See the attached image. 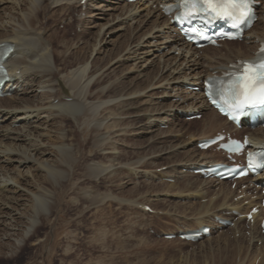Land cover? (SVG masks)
I'll return each mask as SVG.
<instances>
[{
    "label": "bare ground",
    "instance_id": "obj_1",
    "mask_svg": "<svg viewBox=\"0 0 264 264\" xmlns=\"http://www.w3.org/2000/svg\"><path fill=\"white\" fill-rule=\"evenodd\" d=\"M171 2L173 0H136L134 3L123 0H0V44L13 47L5 63L11 77L6 88L14 87L8 97L0 98V102L4 101L0 103V257L4 252L13 256L35 234L38 221L44 220L43 225H49L57 201L54 193L42 183L56 186L69 177L72 165L79 161L73 149H79L82 141L76 140L74 131L77 133L85 128L92 135L91 142L97 153L111 156L101 162L88 161L85 175L89 180L100 175H106L108 179L118 177L117 174L121 169H127V165L136 176L149 172L144 165L147 160L157 157L152 152L149 157L142 156L128 163L119 160L115 144L124 135L131 132L152 135L148 138L149 144L156 139L170 141L172 145L158 156L181 155L184 160L169 164L160 177L174 181L167 186L168 190L170 187L179 188V185L182 188H174L173 192L169 190L165 196L179 200L199 199L194 207L191 206L188 215L194 227L176 230L175 234L208 226L209 236L201 237L200 243L217 237L209 247L212 253L229 248L232 264H236L237 257L238 264H264L260 215L252 224L241 217L259 202L260 195L254 191L260 182L243 179L236 182V189H231V183L226 185L225 181L199 178L193 174V170L200 166L223 161L217 151L194 148L196 142L221 130L241 133V136L247 134L252 143H264V128L250 130L242 127L238 131L210 109L203 98L201 84L205 77L226 71L229 64L255 56L259 44L264 42V3L257 10L258 20L241 44L225 42L220 48L208 46L195 50L177 34L170 21L172 16L163 10ZM152 5L156 8L152 9ZM72 10L77 13L76 20L87 39L80 34L74 41L67 40L68 45L66 41L53 43L55 35L49 34L50 26L45 24V19L60 18L61 21ZM112 36L117 37V41L123 39L120 40L123 45L109 58L105 46L115 42V39H109ZM104 51L107 57L104 65L102 60L101 66L97 63V57L90 60L93 54L97 56ZM175 52L180 55L175 56ZM85 54L87 56L83 57ZM69 59H72L71 65L66 66ZM122 63L128 64L129 69L122 70L118 78L105 80L107 70H114ZM154 65L159 69L150 77L147 73ZM129 73H133V77L127 76ZM129 79L130 83L126 84ZM194 86H198L199 91H191ZM196 114H202V128L186 133L189 134L188 140L180 141L184 133L180 119L192 122L193 119L189 118ZM127 117L133 119L134 124L130 126L122 121ZM66 122L72 126L67 127ZM166 124L169 129L161 130L160 127ZM148 143L142 145L146 147ZM31 169L38 171L39 175H33ZM23 170H26V176ZM244 184L246 186L240 189ZM104 195L84 192L81 196L90 203V208L98 209L106 200ZM117 200L123 204L128 202ZM216 218L230 221L233 227L226 229L228 233L224 234V226ZM215 233L218 234L212 236ZM168 234L172 232H163L162 235ZM99 236L97 238L101 241L102 233Z\"/></svg>",
    "mask_w": 264,
    "mask_h": 264
},
{
    "label": "rangeland",
    "instance_id": "obj_2",
    "mask_svg": "<svg viewBox=\"0 0 264 264\" xmlns=\"http://www.w3.org/2000/svg\"><path fill=\"white\" fill-rule=\"evenodd\" d=\"M151 8L155 9L156 6L152 5ZM76 14L77 13H75V11L72 10L68 14V16L65 15V18L61 21L60 18L45 19V24L50 26V27L48 26L50 29L49 34L54 33L55 35V39L53 40V43H57L58 41H66L65 44L67 43L66 45H68V41L70 40L74 41L77 38V36H79L80 34H82L81 36L82 38L87 39V35L85 34L83 35L82 33L83 29L81 27V24L78 25V21L76 20ZM94 31L95 30L93 29L92 32L94 33ZM120 33L117 34L120 35ZM60 38L62 40H59ZM109 39L111 41L115 39L114 40L115 44L112 43L105 46V50H107L108 52L107 55L110 54L108 57L111 58V54H113V51H116L117 49L120 50V48H118L119 46L122 48L123 41L120 40L123 39H118L117 41V37H113V36ZM90 41L91 40H89V42ZM241 43L242 42H239V44ZM87 48H89V45H87ZM173 54L175 56L180 55L178 52H175ZM86 56H87L86 54L83 55V57ZM105 56H106V51L101 52L97 56L93 54L90 60L91 59L93 60V57L99 58L97 60V63L100 64L101 66L102 62L104 65V63L107 61L106 60L107 57ZM69 60L70 62L66 64V66L71 65L72 59ZM127 65L128 64L126 63H122L118 68H115L114 70L112 68L107 70V75H106L107 78L105 77V80L107 79L112 80L114 78L120 77L122 70L124 71L125 69H129V66ZM157 68L159 69L157 65L156 66L154 65L151 68L154 70L150 69L147 73L148 76L151 77L153 73L156 74L158 72L156 71L158 70ZM127 76L133 77V73H129ZM127 83H130V79L129 81L126 82V84ZM2 102L4 103V101ZM2 102L0 103L3 104ZM122 121L123 122L125 121L126 124H129L130 126L134 124L132 123L133 119L128 117L127 119L124 118ZM122 121L120 124H123ZM180 124H181V128L184 129V133L180 141L188 140L189 134L186 133L190 131L192 132L200 131V129L202 128L201 118L195 119L192 122L186 121L184 119H180ZM65 125L67 127L72 126L70 122H66ZM166 125L161 126L160 127L161 130L163 131L168 130L169 125L168 124ZM83 129L85 128H82L81 131L77 133L74 131V136L77 137L76 140L78 141L82 140V141L79 142L81 144L78 146L79 149H77L76 151L75 149H73L74 150L73 153H75L76 159L79 161H76L72 165L71 167L72 170H70L69 177H66L67 179H64L63 181L62 180L59 181L58 182L59 184L56 186L53 185L50 186L46 182L42 183V185L47 190H50L54 193V199L57 201V207L50 215L49 225H43L44 220H40L41 223L38 221L37 224H35V227L37 228L35 234L31 236L27 241H25L23 246L16 253H14L13 256H8L9 255L8 253L7 255H5L6 252H4V254H2V257H0V264H232L233 263L231 262L233 257L231 250L229 248L228 249L226 248V250L223 251H219L218 253L215 251L212 253V251L209 249L210 245H213L215 240H217L215 239L217 237H214L209 241H204L202 243H200L202 240L201 241L199 240L197 243H191L180 240L179 242L177 241V238L166 240L162 237L163 232L164 233L172 232L173 234H175L176 230L183 228L185 229L193 228L194 222L191 221V219H189L188 215L191 213L195 202L199 201V199L179 200L178 198H172V197L170 198V196L168 195L165 196L166 193L169 194V192H173L177 189L182 188L181 187L182 185H179L180 186L179 188L170 187L169 190L171 191H169L168 190L169 187L167 186L173 184L174 181L169 182L166 181L164 178L160 177L163 173H165V169L168 166L184 160V157L183 156L181 157V155L169 156L168 154H163L158 156V154L163 153V151H166L168 147L172 145L170 141L166 140L165 138L164 140L156 139L154 142L149 144L148 138L152 137V135L149 134L135 135L133 132L124 135V137L122 136L118 138V142L115 144V149L116 152H118L119 160L122 163L123 162L128 163L132 160H135L136 158H141L142 156L148 155L149 157L152 152L153 154H156L157 157L147 160L144 165V169L147 170V172L149 171L148 172L149 174L147 173L141 176H136L132 171L130 172L128 170L129 169L128 167L130 166L127 165L126 166L127 169L120 170V173L117 174L118 177H112V179L111 177H109L108 179L106 175H102V176L100 175L99 177L97 176L96 179L89 180V178H87V176L85 175L87 172L86 170L87 164L90 163L88 161L95 160V162H98L100 160L99 162H101V161H105L106 159L105 157L110 158L111 156L109 157V155H101L100 153H97L96 147L92 145L91 142L92 135L90 133L88 134L86 129L85 130ZM240 135L241 134H238L239 137ZM144 143L145 144L148 143V145L145 147L144 145H142ZM194 148H196L195 145ZM31 172L33 175L34 174L39 175L38 171H33L31 169ZM22 173L23 175H25L26 170H23ZM134 184L137 185L138 187H135ZM245 186H246L245 184L241 185L240 189H243ZM230 188L232 189V186H230ZM84 192L91 194L99 193L100 195L106 194L104 195L106 196V200H104V202L100 204V206H102L103 208L99 206L97 207L98 209H96V207L90 208L89 207L90 203L87 202L85 199L83 200L82 196ZM110 196L112 197L114 196L113 197L114 199H108ZM117 199H125L126 201L128 200V202L126 204H123L120 203ZM201 201L203 202L205 201V199H202ZM146 205L148 208L150 207L149 208L150 211L143 210L144 206ZM184 206L186 207L184 208ZM86 207L90 209H87ZM101 212L103 213L105 212V213L103 214ZM99 213L101 214L99 215ZM135 213H137V215ZM229 228H232V226L224 227L225 229L224 234L228 233L227 232L228 230L226 229ZM101 233H102L101 237H103V239H101L100 241L98 240L97 237H100L99 234ZM216 234L218 233L212 234V236L214 235L216 236ZM246 235L248 236V233H246ZM251 246L252 245L249 243L248 247L250 248ZM256 246L260 247V241L257 243ZM214 253L215 255H213ZM237 256L238 255H236V257ZM237 261H238V257L236 259V264H238Z\"/></svg>",
    "mask_w": 264,
    "mask_h": 264
},
{
    "label": "snow or ice",
    "instance_id": "obj_3",
    "mask_svg": "<svg viewBox=\"0 0 264 264\" xmlns=\"http://www.w3.org/2000/svg\"><path fill=\"white\" fill-rule=\"evenodd\" d=\"M185 5H191L189 14L198 5H204L206 11H210L220 19H231L235 26H238L237 21L248 15L249 3L248 0H184ZM264 54V48L261 49ZM230 100L221 99L223 104L217 103L210 95L212 102L221 109L225 115H229L232 119H237L233 116L231 110L242 109L245 105L257 106L264 105V58L256 62H244L241 70L235 74L234 79L229 84ZM249 168H264V163H254L252 157H249Z\"/></svg>",
    "mask_w": 264,
    "mask_h": 264
}]
</instances>
